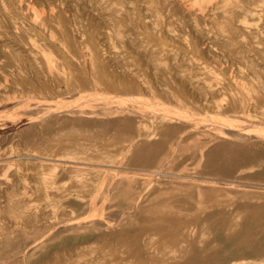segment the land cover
Instances as JSON below:
<instances>
[{
	"label": "rangeland",
	"instance_id": "obj_1",
	"mask_svg": "<svg viewBox=\"0 0 264 264\" xmlns=\"http://www.w3.org/2000/svg\"><path fill=\"white\" fill-rule=\"evenodd\" d=\"M263 132L264 0H0V264H264Z\"/></svg>",
	"mask_w": 264,
	"mask_h": 264
},
{
	"label": "bare ground",
	"instance_id": "obj_2",
	"mask_svg": "<svg viewBox=\"0 0 264 264\" xmlns=\"http://www.w3.org/2000/svg\"><path fill=\"white\" fill-rule=\"evenodd\" d=\"M237 3H238V2H237ZM248 3H249V2H248ZM251 4H252V3H251ZM221 8H223V7H221ZM248 12H249V11H248ZM238 14H239V13H238ZM161 16H162V15H161ZM159 18H160V17H159ZM161 18H162V17H161ZM156 19H157V18H156ZM256 30H257V29H256ZM231 45H232V44H231ZM251 45H252V44H251ZM243 49H244V48H243ZM244 50H245V49H244ZM260 56H261V55H260ZM231 57H232V56H231ZM233 59H234V58H233ZM251 63H252V62H251ZM257 73H258V72H257ZM117 84H118V83H117ZM218 87H219V86H218ZM238 88H239V87H238ZM219 93H220V92H219ZM237 94H238V93H237ZM124 95H125V94H124ZM122 97H123V96H122ZM113 98H114V97H113ZM95 99H96V98H95ZM130 99H131V98H130ZM127 100H128V99H127ZM127 100H126V101H127ZM143 100H144V99H143ZM128 101H129V100H128ZM120 102H122V101L120 100ZM120 102H119V103H120ZM134 103H135V102H134ZM136 103H137V102H136ZM122 104H123V103H122ZM126 104H127V103H126ZM192 104H193V103H192ZM124 105H125V104H124ZM119 106H120V105H119ZM134 106H135V104H134ZM139 106H140V105H139ZM126 107H127V106H126ZM128 107H129V106H128ZM132 107H133V106H132ZM163 107H164V106H163ZM64 108H65V107H64ZM64 108H62V109H64ZM159 108H160V107H159ZM165 108H166V107H165ZM165 108H164V109H165ZM167 108H168V106H167ZM66 109H67V108H66ZM126 110H127V109H126ZM134 110H135V109H134ZM155 110H157V109H155ZM159 110H160V109H159ZM59 111H62V110H59ZM135 111H136V110H135ZM138 111H139V110H138ZM143 111H144V110H143ZM160 111H161V110H160ZM160 111H159V113H160ZM200 111H201V110H200ZM161 112H162V111H161ZM175 112H176V111H175ZM178 112H179V111H178ZM183 112H184V111H183ZM47 113H48V112H47ZM180 113H182V111H180ZM136 114H137V113H136ZM164 114H165V113H164ZM167 114H168V113H167ZM167 114H166V115H167ZM183 114H184V113H182V114H180V115L183 116ZM185 114H187V113H185ZM185 114H184V117H185ZM45 115H46V114H45ZM160 115H163V114H160ZM168 115H169V114H168ZM204 115H205V114H204ZM204 115H203V116H204ZM247 115H248V114H247ZM174 116H175V115H174ZM187 116H188V114H187ZM199 116H200V115H199ZM107 117H108V116H107ZM167 117H168V116H167ZM176 117H177V116H176ZM179 117H180V116H179ZM193 117H195V116L193 115ZM196 117H197V115H196ZM209 117H210V116H209ZM219 117H220V116H219ZM219 117H217V118H219ZM39 118H40V117H39ZM164 118H165V117H164ZM173 118H174V117H173ZM204 118H205V117H204ZM110 119H111V118H110ZM165 119H166V118H165ZM189 119H190V118H189ZM210 119H211V118H210ZM201 120H202V119H201ZM216 120H217V119H216ZM74 121H75V120H74ZM181 121H182V120H181ZM222 121H223V120H222ZM107 122H108V121H107ZM188 122H189V121H188ZM191 122H192V121H191ZM194 122H195V121H194ZM225 122H226V123H224L225 125L228 124L227 121H225ZM198 123H199V122H198ZM205 123H206V122H205ZM212 123H213V122H212ZM217 123H218V122H217ZM217 123H216V124H217ZM21 124H22V123H21ZM28 124H29V123H28ZM195 124H196V123H195ZM220 124H221V123H220ZM222 124H223V123H222ZM230 124H232V125H230ZM230 124H228V125L233 126V123H230ZM153 125H154V124H153ZM234 125H235V124H234ZM16 126H17V125H16ZM18 126H19V125H18ZM20 126H21V125H20ZM20 126H19V127H20ZM22 126H24V124H23ZM109 126H110V125H109ZM203 126H204V125H203ZM217 126H219V125H217ZM243 126H244V125H243ZM76 127H77V126H76ZM221 127H222V126H221ZM226 127H227V126H226ZM234 127H235V126H234ZM239 127H240V126H239ZM236 128H237V127H236ZM245 128H246V127H245ZM248 128H249V127H248ZM120 129H121V128H120ZM233 129H234V128H233ZM243 129H244V127H243ZM246 129H247V128H246ZM234 130H235V129H234ZM250 130H251V129H250ZM82 131H84V130H82ZM262 131H263V130H262ZM241 132H242V131H241ZM257 132H258V131H257ZM257 132H256V133H257ZM203 133H204V132H203ZM261 133H262V132H261ZM91 134H92V133H91ZM224 134H225V133H224ZM263 134H264V132H263ZM263 134H262V135H263ZM237 135H238V134H237ZM255 135H257V134H255ZM66 136H67V135H66ZM260 136H261V135H260ZM129 137H130V136H129ZM235 139H236V138H235ZM131 141H132V140H131ZM229 142H230V141H229ZM89 143H90V142H89ZM103 143H104V142H103ZM108 143H109V142H108ZM122 143H123V142H122ZM90 145H91V144H90ZM125 145H126V144H125ZM125 145H123V146H125ZM127 147H128V146H127ZM127 147H126V148H127ZM215 147H216V146H215ZM255 147H256V146H255ZM257 147H258V146H257ZM152 148H153V147H152ZM156 148H157V147H156ZM158 149H159V148H158ZM160 149H161V148H160ZM166 149H167V148H166ZM255 150H256V149H255ZM168 151H169V150H168ZM177 152H178V151H177ZM198 152H200V151H198ZM132 153H133V152H132ZM206 153H207V152H206ZM115 154H116V153H115ZM149 154H150V153H149ZM149 154H148V155H149ZM260 155H261V154H260ZM133 157H134V156H133ZM141 157H142V156H141ZM152 157H153V156H152ZM154 157H155V155H154ZM205 160H206V159H205ZM121 161H122V160H121ZM137 161H138V160H137ZM201 161H202V160H201ZM140 162H141V161H140ZM120 170H121V169H120ZM90 172H91V171H90ZM116 172H117V171H116ZM120 173H121V172H120ZM138 174H139V173H138ZM159 174H160V173H159ZM94 176H95V175H94ZM159 177H160V176H159ZM207 178H208V177H207ZM99 180H100V179H99ZM118 180H119V179H118ZM174 180H175V179H174ZM187 180H188V179H187ZM209 180H210V179H209ZM213 180H214V179H213ZM91 181H92V180H91ZM193 181H194V180H193ZM204 181H205V180H204ZM144 182H145V181H144ZM206 182H207V181H206ZM210 183H211V182H210ZM98 184H100V183H98ZM98 184H97V185H98ZM197 184H199V183H197ZM252 184H253V183H252ZM117 185H118V184H117ZM208 185H209V184H208ZM131 186H132V185H131ZM212 186H213V185H212ZM99 187H100V186H99ZM117 187H118V186H117ZM222 188H223V187H222ZM234 188H235V186H234ZM236 188H237V187H236ZM240 189H241V188H240ZM238 190H239V189H238ZM203 192H204V191H203ZM4 193H5V192H4ZM146 193H147V192H146ZM6 196H7V195H6ZM118 197H119V196H118ZM7 198H8V197H7ZM167 198H168V196H167ZM117 199H118V198H117ZM257 199H258V198H257ZM202 203H203V202H202ZM173 204H174V203H173ZM19 206H20V204H19ZM96 207H97V206H96ZM23 209H24V208H23ZM101 209H102V208H101ZM29 211H30V210H29ZM21 212H22V211H21ZM21 212H20V213H21ZM32 212H33V211H32ZM164 212H165V211H164ZM71 214H72V213H71ZM100 214H101V213H100ZM160 214H161V213H160ZM160 214H158V215H160ZM68 215H69V214H68ZM156 216H157V215H156ZM161 216H162V215H161ZM153 217H154V216H153ZM157 217L160 219L159 216H157ZM163 217H164V216H163ZM100 219H101V218H100ZM161 219H163V218H161ZM161 219H160V220H161ZM167 219H169V218H167ZM92 220H94V219H92ZM81 221H82V220H81ZM85 221H86V220H85ZM107 221H108V220H107ZM156 221H158V220L156 219ZM162 221H163V220H162ZM166 221H168V220H166ZM166 221H165V222L163 221L164 223L162 222L163 225H165V223H167ZM173 221H174V220H173ZM71 222H72V221H71ZM26 223H27V222H26ZM180 223H181V222H180ZM212 223H213V222H212ZM128 224H129V223H128ZM128 224H127V225H128ZM154 225H155V224H154ZM154 225H153V226H154ZM163 225H161V226H163ZM54 226H55V225H54ZM94 226H95V225H94ZM153 226H152V227H153ZM155 226H157V225H155ZM155 226H154V227H155ZM218 226H219V225H218ZM181 227H182V226H181ZM159 228H160V226H159ZM182 228H183V227H182ZM182 228H181V229H182ZM58 229H59V228H58ZM152 229L154 230L155 228H152ZM152 229H151V230H152ZM157 229H158V227H157L155 230L157 231ZM163 229H164V226H163ZM165 229H167V226H166V225H165ZM175 229H176V231L178 232V229H179V228H178V229L175 228ZM158 230H159V229H158ZM167 230H168V229H167ZM167 230H166V232H167ZM179 230H180V229H179ZM182 230H183V229H182ZM186 230H187V233H188V229L185 228V229L183 230V233H182V234H184V231H186ZM49 231H50V230H49ZM156 231H153V232H156ZM159 231H160V230H159ZM159 231H157V232H159ZM229 231H230V230H229ZM172 232H173V231H172ZM174 233H175V231H174ZM180 233H181V231H180ZM185 233H186V232H185ZM50 234H51V233H50ZM161 234H163V233H161ZM172 234H173V233H172ZM174 235H175V234H174ZM184 235H185V234H184ZM47 236H48V235H47ZM187 236H188V235H186V237H187ZM173 238H174V237H173ZM183 238H185V237H183ZM183 238H182V239H183ZM245 238H246V237H245ZM44 239H45V238H44ZM240 239H241V238H240ZM174 240H175V238H174ZM179 240H181L180 237H179ZM184 240H185V239H184ZM186 240H187V239H186ZM245 240H246V239H245ZM245 240H244V241H245ZM155 241H156V240H155ZM242 241H243V240H242ZM36 242H37V241H36ZM173 242L176 243V241H173ZM181 242H182V241H181ZM181 242H180V244H181ZM105 243H106V242H105ZM34 244H35V243H34ZM100 244H101V243H100ZM115 244H116V243H115ZM171 244H172V243H171ZM176 244H177V243H176ZM180 244H179V246H180ZM190 244H191V243H190ZM121 245H122V244H121ZM174 246H175V245H174ZM190 246H191V245H190ZM207 246H208V245H207ZM29 247H30V246H29ZM172 247H173V246H172ZM177 247H178V246H177ZM181 247H182V245H181ZM181 247L179 248V250L181 249ZM174 248H175V247H174ZM174 248H173V249H174ZM187 248H188V247H187ZM187 248H185V250H186ZM103 249H104V248H103ZM163 249H164V248H163ZM188 250H189V249H188ZM180 251L183 252L182 249H181ZM186 251H187V250H186ZM105 252H106V251H105ZM151 252H152V251H151ZM177 252H178V250H177ZM182 252H180V253H182ZM184 252H185V251H184ZM184 252H183V253H184ZM183 253H182V254H183ZM174 254H175V253H174ZM186 254H187V253H186ZM186 254H184V255H185V256H188V255H186ZM104 255H105V254H104ZM205 255H206V254H205ZM205 255H204V256H205ZM23 256H24V255H23ZM23 256H22V257H23ZM192 257H193V256H192ZM72 259H73V258H72ZM188 259H189V258H188ZM192 259H193V258H192ZM261 260H263V259H261ZM187 261H188V260H187ZM2 263H3V262H2ZM252 263H253V262H252ZM60 264H61V263H60Z\"/></svg>",
	"mask_w": 264,
	"mask_h": 264
}]
</instances>
